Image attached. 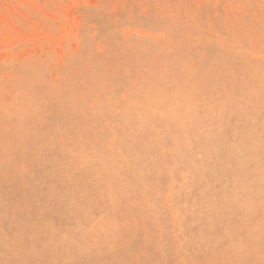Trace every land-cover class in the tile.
I'll list each match as a JSON object with an SVG mask.
<instances>
[{"label": "rangeland", "instance_id": "obj_1", "mask_svg": "<svg viewBox=\"0 0 264 264\" xmlns=\"http://www.w3.org/2000/svg\"><path fill=\"white\" fill-rule=\"evenodd\" d=\"M0 264H264V0H0Z\"/></svg>", "mask_w": 264, "mask_h": 264}, {"label": "bare ground", "instance_id": "obj_2", "mask_svg": "<svg viewBox=\"0 0 264 264\" xmlns=\"http://www.w3.org/2000/svg\"><path fill=\"white\" fill-rule=\"evenodd\" d=\"M228 139V138H227ZM47 160V159H46ZM108 188H109V186H108ZM52 220V219H51Z\"/></svg>", "mask_w": 264, "mask_h": 264}]
</instances>
